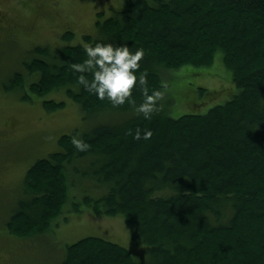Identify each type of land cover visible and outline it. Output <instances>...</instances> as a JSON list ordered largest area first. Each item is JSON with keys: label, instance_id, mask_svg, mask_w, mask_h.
Returning <instances> with one entry per match:
<instances>
[{"label": "trees", "instance_id": "trees-1", "mask_svg": "<svg viewBox=\"0 0 264 264\" xmlns=\"http://www.w3.org/2000/svg\"><path fill=\"white\" fill-rule=\"evenodd\" d=\"M95 26L96 33L83 34L78 43L69 42L73 33L67 31L66 42L57 47L36 45L23 61L25 72L10 77L15 89L29 80L46 110L65 101L43 96L63 91L91 125L61 134L57 150L30 164L5 222L8 232L46 241L69 212L87 208L121 216L132 232L130 243L145 247L137 252L86 235L67 243L62 258L59 250L47 262L264 264V0H123L107 17L97 12ZM97 39L142 47L135 71L139 76L146 70L149 91L174 79V74L165 78L167 71L209 65L219 50L236 90L203 113L176 117L163 98L157 102L163 107L147 119L127 102L114 106L78 82L80 73L71 65L86 58L82 44ZM199 89L212 98L213 89ZM133 96L141 102V86L133 88ZM137 126L151 128L153 135L135 139ZM73 135L90 147L79 150ZM77 174L102 188L101 194L78 191ZM19 239L17 253L24 244ZM14 257L10 251L3 264Z\"/></svg>", "mask_w": 264, "mask_h": 264}, {"label": "rangeland", "instance_id": "rangeland-1", "mask_svg": "<svg viewBox=\"0 0 264 264\" xmlns=\"http://www.w3.org/2000/svg\"><path fill=\"white\" fill-rule=\"evenodd\" d=\"M122 4L123 0H0L3 16L14 21L12 30L7 29L9 34L0 33V264L10 251L15 256L12 264H55L57 260L47 262L48 256L57 258V252L62 250V258L67 243L86 235L132 246L137 252L139 247H145L130 243L132 232L121 216L93 214L87 208L80 213L69 212L56 230L46 234V241L42 236L21 240L5 226L16 199L22 194L23 179L30 164L57 150L61 134L71 133L73 129L80 133L91 125L83 119L79 105L63 91H50L43 96L65 101L61 108L46 110L41 104L42 97L30 90L29 80L15 89L10 82L11 75L15 71L25 72L23 61L31 59L36 45L57 47L66 42L62 35L67 31L73 33L69 42L78 43L83 34L96 33L97 12L101 11V18H104ZM220 57L221 51L217 50L209 65L197 68L184 65L172 73H165L168 79L174 74V79L167 81L168 87L163 89L164 98L171 102L170 116L203 113L213 104L230 98L236 86L231 71L223 65ZM201 87L208 91L213 89L211 99H208V93L200 91ZM77 175L74 177L78 181V191L101 194L102 188H94L90 179ZM18 239L32 249L26 248L25 251L24 244H20L18 253L13 251Z\"/></svg>", "mask_w": 264, "mask_h": 264}, {"label": "clouds", "instance_id": "clouds-1", "mask_svg": "<svg viewBox=\"0 0 264 264\" xmlns=\"http://www.w3.org/2000/svg\"><path fill=\"white\" fill-rule=\"evenodd\" d=\"M86 58L81 62H75L71 67L80 75L78 82L89 93H95L100 99L107 98L112 105H123L126 102L134 106L137 114L142 113L147 119L163 107L162 101L168 87L167 82L162 81L163 88H153L149 91L147 86V72L141 71L139 76L135 70L140 69L141 60L145 54L142 47H134L127 42L114 43L97 39L86 41L82 44ZM134 48V50H133ZM91 74L89 78L88 74ZM141 86L142 100L137 103L133 96V88ZM131 132V129L129 130ZM149 139L153 135L151 128L141 131L137 126L134 138ZM72 143L84 151L90 147L89 143L79 135L72 136Z\"/></svg>", "mask_w": 264, "mask_h": 264}, {"label": "flooded vegetation", "instance_id": "flooded-vegetation-1", "mask_svg": "<svg viewBox=\"0 0 264 264\" xmlns=\"http://www.w3.org/2000/svg\"><path fill=\"white\" fill-rule=\"evenodd\" d=\"M2 20H3V24L1 25V29H0L1 32L0 33L9 34V33H6L7 29L12 30L14 21H9V20H7L6 17H0V21H2ZM11 32H13V31H11Z\"/></svg>", "mask_w": 264, "mask_h": 264}, {"label": "bare ground", "instance_id": "bare-ground-1", "mask_svg": "<svg viewBox=\"0 0 264 264\" xmlns=\"http://www.w3.org/2000/svg\"><path fill=\"white\" fill-rule=\"evenodd\" d=\"M123 118V117H122ZM94 125V124H93Z\"/></svg>", "mask_w": 264, "mask_h": 264}]
</instances>
